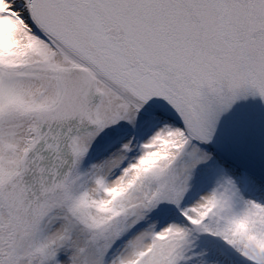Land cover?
<instances>
[{"label": "snow or ice", "instance_id": "obj_1", "mask_svg": "<svg viewBox=\"0 0 264 264\" xmlns=\"http://www.w3.org/2000/svg\"><path fill=\"white\" fill-rule=\"evenodd\" d=\"M0 264H264V0H0Z\"/></svg>", "mask_w": 264, "mask_h": 264}]
</instances>
